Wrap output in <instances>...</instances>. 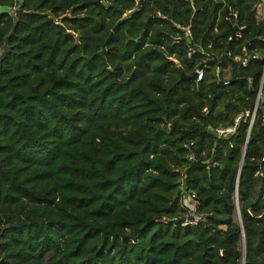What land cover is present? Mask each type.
I'll return each instance as SVG.
<instances>
[{"label": "trees", "instance_id": "obj_1", "mask_svg": "<svg viewBox=\"0 0 264 264\" xmlns=\"http://www.w3.org/2000/svg\"><path fill=\"white\" fill-rule=\"evenodd\" d=\"M101 1L16 12L0 61V264H264L261 0H142L126 20L136 0ZM13 22L0 13V50ZM201 64L199 83L181 79ZM179 188L204 221L174 222Z\"/></svg>", "mask_w": 264, "mask_h": 264}, {"label": "built area", "instance_id": "obj_2", "mask_svg": "<svg viewBox=\"0 0 264 264\" xmlns=\"http://www.w3.org/2000/svg\"><path fill=\"white\" fill-rule=\"evenodd\" d=\"M189 30L186 29L185 30V35L189 36ZM196 49L195 47H193L192 45H188L187 49H186V58L188 60H190L192 58V56L195 54ZM253 58H255V56H252ZM250 56L247 55L246 53L243 56H237L235 57L236 61H239L241 63V65L245 66L247 64V61L249 60ZM204 65H202L201 68H196L195 69V79L193 80L195 83H199L203 77H204ZM228 82L224 81L223 84L226 85ZM242 117V114H239L238 116H236L234 118V124L225 128H217L216 129V133L218 135H225L228 133H233L235 131L236 128V124L239 122L240 118ZM255 118V108L253 109L251 115H250V123H253ZM262 123L264 124V116L262 117ZM189 160L193 159V155H190L188 157ZM214 166V164H213ZM181 199H180V203L182 208L185 209V215H184V220L191 224V225H197L199 222L204 221V216L201 214L197 213V206H196V202H195V198L196 195L194 192L190 191V190H186L184 188L181 189ZM235 203L237 205V199L235 198Z\"/></svg>", "mask_w": 264, "mask_h": 264}, {"label": "water", "instance_id": "obj_3", "mask_svg": "<svg viewBox=\"0 0 264 264\" xmlns=\"http://www.w3.org/2000/svg\"><path fill=\"white\" fill-rule=\"evenodd\" d=\"M18 1H19V5L17 7H15L14 9H12L11 7L6 6V5H0V13H9V14H11V16L14 19V22H13V24L11 26L10 32L4 38L3 46H2V48L0 50V61H2L5 58V56L7 55L8 51H9L8 39L14 33L15 27L17 25L18 19L16 17V12L19 9V6L22 4V0H18ZM141 2H142V0H138L137 3H136V7L133 8L132 10L124 11V10L121 9V13H122L121 20H126V19L130 18L133 14H135L137 12V10L139 9V7L141 6ZM101 3L103 5H107V2L105 0H102ZM108 4H109V6H112V7H115V8H118L119 7L118 4H116L114 1H110ZM116 25H118V23H116ZM232 34H233V37L236 36V28L235 29H232ZM112 35H113V32L111 31L110 34L108 35V37L106 38L105 42L103 43V46H102L101 51H100V53H101L102 56H103V53L105 51V48H106L108 42L112 38ZM171 59H173L176 64L178 63V61L176 59H174V58H171ZM201 67H202V64L198 68H201ZM195 76H196V73L195 72H193L192 74L181 73V79H183V80H191V81H193L195 79ZM228 104H231L230 98L223 105L222 108L224 109L226 107V105H228ZM177 183L178 184H181L182 183V180H178ZM180 191H181V188H179L176 191V194L178 195L180 193ZM236 208H237L238 215H239L238 221L241 223L240 211H239L238 203L236 205ZM184 219L185 218L183 216V217L174 219V222H182V221H184ZM243 249H244V245H243Z\"/></svg>", "mask_w": 264, "mask_h": 264}, {"label": "rangeland", "instance_id": "obj_4", "mask_svg": "<svg viewBox=\"0 0 264 264\" xmlns=\"http://www.w3.org/2000/svg\"><path fill=\"white\" fill-rule=\"evenodd\" d=\"M136 1H138V0H136ZM256 17H257V19L264 17V0H261V3L259 5H257V7H256ZM234 216H235V219L238 220L239 215H238L237 208L235 210Z\"/></svg>", "mask_w": 264, "mask_h": 264}]
</instances>
